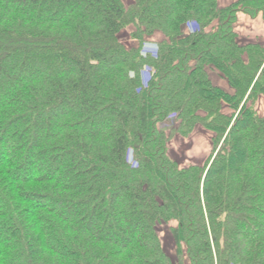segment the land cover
I'll return each instance as SVG.
<instances>
[{
    "label": "trees",
    "instance_id": "16d2710c",
    "mask_svg": "<svg viewBox=\"0 0 264 264\" xmlns=\"http://www.w3.org/2000/svg\"><path fill=\"white\" fill-rule=\"evenodd\" d=\"M239 14L264 0H0V264H264V45Z\"/></svg>",
    "mask_w": 264,
    "mask_h": 264
},
{
    "label": "rangeland",
    "instance_id": "374dc122",
    "mask_svg": "<svg viewBox=\"0 0 264 264\" xmlns=\"http://www.w3.org/2000/svg\"><path fill=\"white\" fill-rule=\"evenodd\" d=\"M124 4L128 7L132 4V0H122ZM219 4L223 6V2L225 0H219ZM197 27H195L194 24H191L189 26L190 31H195ZM135 31L134 27H129L125 29L121 35L120 38L122 42L127 46H135L138 45L136 41H134L131 36L132 33ZM161 40V36L157 35L153 38H150L146 40V42L143 45L142 48V55H157L159 48H158V41ZM146 76L148 78H146ZM143 82L145 84L148 83L150 74L149 70L145 69L143 75ZM218 83H221L220 79H216ZM223 82V81H222ZM227 84L226 82H224ZM262 106V109H261ZM257 108L259 111V114L264 115V101H261V104H257ZM176 118H171L170 121L166 124H164L162 127L165 129H169L171 127L178 128V122L175 121ZM211 139L207 134H205L202 131H199L196 135L192 136L190 139H184L180 137H176L171 145H170V154L173 157V159L180 162L181 166L185 167L189 164H198L201 166H204L207 162V160L210 158L211 152H212V146H211ZM11 145V142H9ZM133 160L130 158V161ZM135 161V160H133ZM134 163V162H133ZM135 164V163H134ZM177 223L172 222L169 225H161L159 227L160 237L166 246V249L168 252L175 256L176 252V246L175 242L173 240L172 234H171V227L176 226Z\"/></svg>",
    "mask_w": 264,
    "mask_h": 264
},
{
    "label": "crops",
    "instance_id": "0c3cea01",
    "mask_svg": "<svg viewBox=\"0 0 264 264\" xmlns=\"http://www.w3.org/2000/svg\"><path fill=\"white\" fill-rule=\"evenodd\" d=\"M235 1L236 0H225L223 2V6H227ZM236 30L239 34L241 42L261 43L262 45H264V16L263 15H260L257 18L253 19L246 14H239L238 21L236 24ZM222 85L225 86V88H227V85L225 83H222ZM262 100L264 101V97L260 98L258 105L261 104ZM261 109H262V106H261Z\"/></svg>",
    "mask_w": 264,
    "mask_h": 264
}]
</instances>
